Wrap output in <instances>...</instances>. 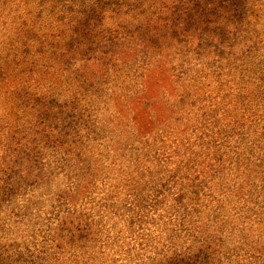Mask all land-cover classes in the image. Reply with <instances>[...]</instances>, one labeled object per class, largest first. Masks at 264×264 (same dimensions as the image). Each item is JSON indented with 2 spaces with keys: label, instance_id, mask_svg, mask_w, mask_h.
Segmentation results:
<instances>
[{
  "label": "rangeland",
  "instance_id": "1",
  "mask_svg": "<svg viewBox=\"0 0 264 264\" xmlns=\"http://www.w3.org/2000/svg\"><path fill=\"white\" fill-rule=\"evenodd\" d=\"M3 78L0 264H264V0H0Z\"/></svg>",
  "mask_w": 264,
  "mask_h": 264
},
{
  "label": "trees",
  "instance_id": "2",
  "mask_svg": "<svg viewBox=\"0 0 264 264\" xmlns=\"http://www.w3.org/2000/svg\"><path fill=\"white\" fill-rule=\"evenodd\" d=\"M159 40V39H157ZM5 77V75H4ZM6 78V77H5ZM5 78H3V80H0V85H2L5 82ZM0 99L2 100V103L4 105L8 104L7 98L5 97V94L2 93V91L0 90ZM59 128H64V126H62L61 122H58V124L55 127V130H58Z\"/></svg>",
  "mask_w": 264,
  "mask_h": 264
}]
</instances>
